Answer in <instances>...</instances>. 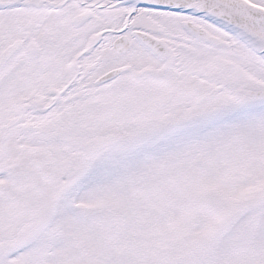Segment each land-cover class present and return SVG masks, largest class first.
Listing matches in <instances>:
<instances>
[{
	"label": "snow or ice",
	"instance_id": "snow-or-ice-1",
	"mask_svg": "<svg viewBox=\"0 0 264 264\" xmlns=\"http://www.w3.org/2000/svg\"><path fill=\"white\" fill-rule=\"evenodd\" d=\"M0 264H264V0H0Z\"/></svg>",
	"mask_w": 264,
	"mask_h": 264
}]
</instances>
